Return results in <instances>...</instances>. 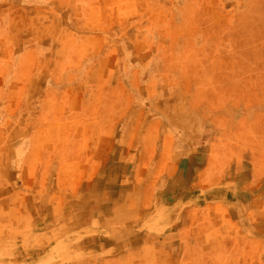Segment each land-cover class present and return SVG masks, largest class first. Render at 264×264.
Here are the masks:
<instances>
[{
    "label": "crops",
    "instance_id": "0c3cea01",
    "mask_svg": "<svg viewBox=\"0 0 264 264\" xmlns=\"http://www.w3.org/2000/svg\"><path fill=\"white\" fill-rule=\"evenodd\" d=\"M113 1L0 0V89L57 88L65 71L58 61L64 56L95 57L107 38L101 31L68 34L65 39L81 42L80 51L49 49L47 41L63 30L62 16L49 19L48 10L68 15L82 11L84 25L107 29ZM107 52L98 64L82 70L75 84L59 86L66 89L59 102L48 96L41 100V115L25 114L29 128L24 134L13 129L29 137L19 169L27 188L25 201L41 203L34 216L45 218L51 210L61 219L59 238L68 239L78 254L73 264H264V226L241 221L250 211L242 204L244 195L225 193L235 186L249 192L255 181L260 183V178L248 180L243 165L233 176H224L214 153L204 155L187 142L179 147L156 120L136 130L118 159L112 156V113L100 110L107 100L85 97L88 89L104 90L111 82L115 70L107 57L113 53ZM50 57L57 62L52 74ZM25 99L28 103L33 98ZM16 102L1 101L8 107ZM7 168L12 169L10 164ZM53 169L57 210L52 209L56 203L44 207L56 200L45 196Z\"/></svg>",
    "mask_w": 264,
    "mask_h": 264
},
{
    "label": "rangeland",
    "instance_id": "374dc122",
    "mask_svg": "<svg viewBox=\"0 0 264 264\" xmlns=\"http://www.w3.org/2000/svg\"><path fill=\"white\" fill-rule=\"evenodd\" d=\"M112 5L107 29L84 25L82 11L48 10L49 19L62 16L63 34L49 39L47 48L79 50L81 42L65 39L68 34L101 31L107 41L95 57L58 61L65 71L57 88L0 89V264H73L78 256L68 239L59 238L61 219L51 210L45 218L34 216L41 203L25 201L19 166L30 142L13 129L24 134L29 119L23 116L41 115V100L48 96L59 102L66 91L59 86L75 84L82 70L98 64L107 51L113 53L107 57L115 70L111 82L104 90L88 89L85 97L107 100L100 110L112 113V156L118 159L136 130L156 120L179 147L187 142L204 155L214 153L224 176L243 165L249 181L260 178L249 192L235 186L225 193L244 195L242 204L250 211L241 221L264 226V0H115ZM48 62L52 74L57 62L54 57ZM78 93L73 92L74 99ZM27 96L32 102L25 101ZM7 98L17 102L8 107L1 103ZM55 171L49 170L45 196L56 200L44 206L56 203L53 210L59 207Z\"/></svg>",
    "mask_w": 264,
    "mask_h": 264
}]
</instances>
